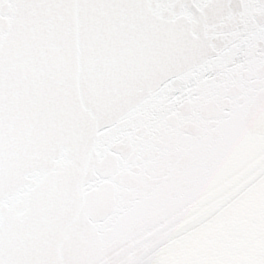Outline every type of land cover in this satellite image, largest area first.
Wrapping results in <instances>:
<instances>
[{
  "label": "snow or ice",
  "instance_id": "6c2138e0",
  "mask_svg": "<svg viewBox=\"0 0 264 264\" xmlns=\"http://www.w3.org/2000/svg\"><path fill=\"white\" fill-rule=\"evenodd\" d=\"M0 264H264V0H0Z\"/></svg>",
  "mask_w": 264,
  "mask_h": 264
}]
</instances>
